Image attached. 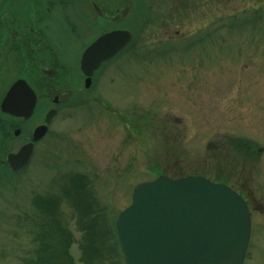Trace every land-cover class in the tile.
<instances>
[{"label":"rangeland","instance_id":"1","mask_svg":"<svg viewBox=\"0 0 264 264\" xmlns=\"http://www.w3.org/2000/svg\"><path fill=\"white\" fill-rule=\"evenodd\" d=\"M134 3L142 13L132 46L98 72L86 107L56 118L28 169H8L0 184V264H48L52 248L42 242L52 213L69 230L56 244L54 229L53 245L64 251L71 233L75 264L85 256L86 264H126L117 219L139 184L163 175L225 180L241 193L252 219L245 264H264V0ZM44 111L40 103L29 130ZM39 195H56L61 207L43 212ZM89 200L88 234L73 204Z\"/></svg>","mask_w":264,"mask_h":264},{"label":"water","instance_id":"2","mask_svg":"<svg viewBox=\"0 0 264 264\" xmlns=\"http://www.w3.org/2000/svg\"><path fill=\"white\" fill-rule=\"evenodd\" d=\"M133 38L129 30L113 31L87 48L81 64L88 88L101 65ZM37 100L28 82L19 79L8 91L3 108L29 119ZM55 112L48 114L47 124ZM47 124L36 129L33 142L9 155L15 172L28 166L34 142L46 134ZM117 230L127 264H244L252 221L247 201L225 184L203 176H160L135 188L133 202L121 213Z\"/></svg>","mask_w":264,"mask_h":264},{"label":"flooded vegetation","instance_id":"3","mask_svg":"<svg viewBox=\"0 0 264 264\" xmlns=\"http://www.w3.org/2000/svg\"><path fill=\"white\" fill-rule=\"evenodd\" d=\"M86 1L0 0V184L6 181L9 154L33 141L36 129L45 124L51 110L57 112L56 117L66 114L69 118L73 107H86L88 76L81 61L89 45L106 33L130 29L135 20L133 0H128L127 7L125 4L114 7L111 3L114 0H93L88 6ZM88 33L94 34L90 43L86 41ZM117 58L118 55L110 61ZM99 71L92 85L98 81ZM9 73H16L10 84ZM19 79H25L37 94L35 113L39 104L45 103L44 116L30 130L26 122L35 114L26 119L12 116L3 108L8 91ZM52 124L47 134L35 143L34 155L39 143L51 134ZM9 142H17L19 147L9 150ZM52 216L54 229L59 233L56 244H62L61 235L67 237L68 228L64 230V223L56 227L55 220L61 217L53 213ZM50 244L52 264H61L67 244L64 251H57L52 239ZM71 248L70 245V255Z\"/></svg>","mask_w":264,"mask_h":264},{"label":"trees","instance_id":"4","mask_svg":"<svg viewBox=\"0 0 264 264\" xmlns=\"http://www.w3.org/2000/svg\"><path fill=\"white\" fill-rule=\"evenodd\" d=\"M139 10L140 9L137 7L136 14L137 13H142V11H139ZM240 142H241L240 140L239 141L236 140V141H234V145L237 146L238 148H240L242 146V143H240ZM247 144H248V147L246 146L247 149L244 150V151L249 152L252 149L254 150V148L251 146V144L249 142ZM222 181H224V183H225V180H222ZM81 202H83V201H81ZM88 202L85 205H81V204H77V203H75L73 205H74V207H76L78 209V211H79V213H78L79 214V219L84 222V225H85V229L84 230L87 229V231H88L87 233L89 234V233H91L94 230V224L91 223L90 217L87 216V215H90V212L93 210L92 209V206H93L92 203L91 202L88 203ZM36 204L39 206V208L42 209L43 212H47L48 213V211L51 212L52 209L58 208L59 201H58L57 198H53L51 196L39 197V198L36 199ZM87 218H89V219L87 220ZM55 221H57V220H55ZM86 238H87V236H86ZM70 240H71L70 242L73 241L71 235H70ZM66 257H69V256L66 255ZM66 264H72V261H71V263L68 262Z\"/></svg>","mask_w":264,"mask_h":264}]
</instances>
